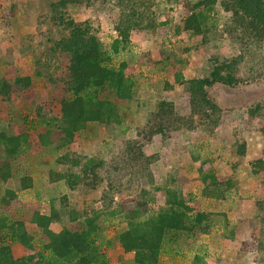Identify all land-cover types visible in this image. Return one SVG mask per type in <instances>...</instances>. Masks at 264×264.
<instances>
[{
	"label": "rangeland",
	"instance_id": "obj_1",
	"mask_svg": "<svg viewBox=\"0 0 264 264\" xmlns=\"http://www.w3.org/2000/svg\"><path fill=\"white\" fill-rule=\"evenodd\" d=\"M59 1L0 0V87L3 83L13 87L10 94L0 95V133L28 135L20 156L10 161V174L5 169L3 173L8 177L0 178V201L9 190L14 191L18 209L10 212L12 218L22 221L37 240L41 232L32 222L37 213L50 216L54 212L58 221L56 219L50 229L59 233L78 222L81 215L106 209L102 201L104 182L95 186L89 182L87 186L70 190L69 185L60 180L67 171L62 161L67 155L112 160L127 141L135 139L137 129L147 123L150 113L162 101L173 103L181 117L190 118L186 81L205 78L217 61L240 55L239 47L223 32L229 14L220 8L213 11L204 36L178 35L177 23L185 18L181 2L158 0L147 10V15L155 22L153 28L133 32L127 50H122L115 58V63L123 61L132 66L137 82V97L123 104L122 127L91 124L86 131L76 134L71 144L58 149L61 144L55 135L49 136L48 141L41 139L46 132L37 123L41 109L51 108L56 113L60 111L61 100L69 98L65 92L69 62L64 55H53L49 42L53 37L47 34L48 29L58 27L60 21L44 23L49 5ZM79 1V4H67L66 15L73 21L89 23L101 47L111 52L118 38L116 26L120 21L114 0ZM58 30L60 26L53 36ZM18 78H29L31 85L28 88L15 86ZM210 94L223 109L219 128L210 132L195 120L191 131L158 136L145 148L147 156L153 158L150 166L153 183L150 186L146 179L142 182L151 192L144 200L147 213L155 214L164 207V199L155 188L167 183L185 196L196 197L210 225L206 235H199L189 245L191 249L186 247L185 236L171 247L167 246L160 264H197L196 255L203 259L200 264H260L252 227L258 202L264 201V172L255 174L253 164L264 158V136L247 111L256 100H264V83L242 84L236 88L217 85ZM199 156L203 161L209 159L216 176L228 186L225 198L203 195L204 186L198 180L196 166ZM7 161L0 144V166ZM131 198L135 202L143 201L134 191L118 195L112 206L118 215L105 225L109 241L106 253L111 264L122 262L124 252L116 232L125 225L122 212L126 211L121 204L126 202L131 206ZM73 215L78 216L73 219ZM12 251L15 258L24 256L20 244H13Z\"/></svg>",
	"mask_w": 264,
	"mask_h": 264
},
{
	"label": "trees",
	"instance_id": "obj_2",
	"mask_svg": "<svg viewBox=\"0 0 264 264\" xmlns=\"http://www.w3.org/2000/svg\"><path fill=\"white\" fill-rule=\"evenodd\" d=\"M179 1L185 18L177 23L178 35H206L210 14L220 8L230 16L223 32L239 47L240 55L217 61L205 78L186 81L190 95V118L181 117L173 103L162 101L150 113L147 123L137 129L135 139L127 141L112 160L82 159L69 155L62 160L67 171L60 176V180L65 181L70 190L87 186L89 182L94 186L103 182L106 184L102 193L105 213L81 215L78 222L66 226L59 233L50 229L55 220L58 221L54 212L50 216L37 213L32 220L41 232L37 240L22 221L12 218L10 212L18 209V202L14 191L9 190L0 201V264H111L106 253L109 241L105 225L118 215L112 206L115 198L126 191L139 193L143 201L135 202L131 198V206L126 202L121 204L126 211H121L125 225L116 232V239L124 252L121 264H160L166 247L177 243L181 236L186 237L189 249L199 235H206L210 230L209 218L201 210L197 198L185 196L167 183L155 188L164 199V207L155 214L147 213V202L144 200L151 192L142 182L146 179L150 186L153 183L150 171L153 158L147 156L145 148L152 145L158 136L163 138L172 132L191 131L195 120L201 128L210 132L219 128L223 109L210 94L215 86L236 88L242 84L264 83V0ZM79 2L60 0L51 3L48 17L44 20L45 25L51 24V20L60 21L61 30L57 31V35L53 36V33L59 26L53 27L55 30L48 27L47 34L53 37L49 40L53 55H64L69 62L65 81V92L69 98L61 100L60 111L56 113L51 108L41 109L38 113L37 124L46 132L41 139L48 141L49 136L55 135L56 141L61 144L58 149L71 144L75 135L86 131L91 124H117L122 127L123 104L137 97V82L132 66L123 61L115 63V58L122 50H127L133 32L141 33L153 28L155 22L147 15V10L158 0H114V10L119 14L120 21L116 26L118 38L112 44L111 52L101 47L89 23L73 21L66 15L67 4ZM14 85L28 88L31 80L18 78ZM12 89L8 83H3L0 95L10 94ZM247 115L258 123L264 136V100L252 103ZM27 141V134L9 136L0 133V144L8 159L0 166V178L8 177L4 170L10 174V161L20 156ZM208 161H203L200 156L196 159L198 180L204 186L202 193L205 197L221 199L229 188L216 176ZM253 172H264V158L253 164ZM257 206L253 239L261 256L258 263L264 264V201L258 202ZM13 244L23 246V257L15 258ZM194 261L200 264L203 259L196 255Z\"/></svg>",
	"mask_w": 264,
	"mask_h": 264
}]
</instances>
